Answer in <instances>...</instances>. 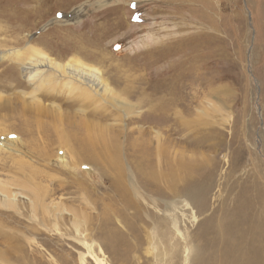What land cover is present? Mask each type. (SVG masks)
I'll use <instances>...</instances> for the list:
<instances>
[{
  "label": "rangeland",
  "instance_id": "374dc122",
  "mask_svg": "<svg viewBox=\"0 0 264 264\" xmlns=\"http://www.w3.org/2000/svg\"><path fill=\"white\" fill-rule=\"evenodd\" d=\"M76 43L85 49L72 52ZM43 55L60 71L79 58L106 82L107 90L91 89L95 115L83 103L76 110L59 103L65 121L93 118L112 128L100 141L115 153L107 175L94 166L92 176L83 166L63 170L55 160L74 141L28 133L32 100L20 96L50 84L39 75L30 84L21 63ZM39 63L36 73L59 75ZM71 84L75 92L84 86ZM58 125L67 132V122ZM6 129L13 133L4 137ZM0 135L20 137L13 151L0 150V191L10 193L8 200L0 194V229L15 238L12 256L27 264H215L222 256L235 264L227 238L245 245L256 224L264 226V0H0ZM168 159L173 172L165 170ZM154 171L156 190L148 180ZM165 171L175 181L169 194ZM115 177L143 206L148 225L149 243L134 234L132 251L109 229L123 226V217L107 226L100 214L118 205ZM34 187L62 191L44 210ZM76 207L83 214L68 210Z\"/></svg>",
  "mask_w": 264,
  "mask_h": 264
},
{
  "label": "bare ground",
  "instance_id": "6f19581e",
  "mask_svg": "<svg viewBox=\"0 0 264 264\" xmlns=\"http://www.w3.org/2000/svg\"><path fill=\"white\" fill-rule=\"evenodd\" d=\"M83 49L85 48L83 47L82 44L76 43L71 49V51L73 52L75 50H78V52H80V50L82 51ZM78 59L79 58H77L71 63H65L63 65L64 69L61 71H60V66L58 64L59 62H54L51 58L44 55L40 56L39 59L31 58L21 63L22 69L26 74L25 79L30 84H33L34 82L33 78L36 75L40 76L39 81H41L42 86L43 84H50V86H48L47 88L40 87L39 85H35L32 88L33 89L32 92H29L27 94L23 93L20 96V97H24L25 100H27L26 96H29V98L32 100L28 103L27 107L30 113L33 115L32 116L33 121L28 122L30 128H28L27 131L31 135L35 133H39V134L41 133L42 136L44 138L46 137L47 139H51L52 137L57 136L56 139L60 137V139L68 140V142H70L71 140L74 141V143H72V147H70L69 150H65L66 152H64L61 156H59L58 154L56 158L57 160H55V162H58L59 166L60 165L63 166L62 169L64 168L65 171L71 172L73 170H77L78 166L81 167L83 166L85 167V171L83 172L87 174L86 176H92L94 175L95 172L94 167H96L100 169L99 171L104 169V171H101L102 173L101 175H107L106 173L108 172V169H110L111 166H113L112 164H114L113 155H115V153L112 155L108 153L113 148V144L111 142L103 141L104 142L103 143L100 141L104 140L102 139L104 133L108 134V131H111L112 128L109 125H101L100 123L99 124L95 123V120L93 118L90 119L83 118L80 121H76V122L71 121L69 118H67V121H65L64 119L66 118L65 115L66 113L62 111V107L59 103V102L65 103L71 108H75L79 103H83L88 109L86 113L89 116L95 115L94 112L95 110H92V105L94 103V96L90 93L91 89L95 87L105 90L108 89V87L106 86V82L102 78L101 73L97 69L87 67ZM38 62H40L39 66H46L47 68H53L54 71H58L56 73H59V75L51 73L49 75L45 74L43 76L40 73H36L35 71L38 70L37 69ZM12 70H13L12 71L13 74L16 73L15 68H12ZM65 79L66 81H64ZM78 80L83 82L84 86L82 88H79L75 92L74 91L75 89L73 88V84L71 83H74ZM63 81L67 83L66 85L68 86L67 90L63 88L62 84H65L63 83ZM38 91L41 92L42 95L41 98L38 97L36 93ZM45 101L47 103H44ZM30 103H34V104L30 105ZM155 104L152 101L150 103L146 102V105L148 106V110L152 112H155L156 110L157 106L155 107ZM74 110H76V108ZM100 113L102 114V116L107 115L106 111H101ZM39 116H43L46 119L45 120L41 119V117ZM61 121L67 122L68 128L66 133H64V130H62L58 125L61 123ZM3 131L4 132H2L1 135H3L4 137L8 136L7 134L9 133H13L11 130H7V129ZM18 135L14 139L7 138L4 141L0 139V150L3 152L4 149L6 148L7 150L13 151L14 149L12 147L17 142H19L20 137L18 138ZM135 147L136 145H133V148ZM43 151L44 152L42 153V155L45 156V158L48 159V156L50 155L52 157L53 154L50 152V150L44 149ZM111 156H112V161L110 160ZM117 158L118 156H116V159ZM115 162L117 163V161ZM119 162L120 161H118V163ZM165 166H166L165 170L172 171V164H170L169 159L166 161ZM135 170L137 171L138 175L141 177L142 169L140 167V159H138V157L135 158ZM155 172L156 171L152 172V174L150 173L151 177L147 179L150 181L152 180V183H154L152 185V188L156 190V188L160 189V187H158L159 185L158 179L160 175L157 173L159 175L158 177L157 174H155ZM117 174H119V172ZM162 178H164L166 183H168L164 192L166 194H169V190L171 189L173 183L175 182L173 181L174 178L172 177V175H170V172H166V171L162 174ZM111 186H112V190L114 191L113 193L115 194L113 201H115L118 205H114L117 207L110 206V208L105 209L100 214L101 216L104 217L103 219L105 220L107 226L109 224H112V220H113L112 218H116L117 216L123 217V221H124L123 226L116 227V225L112 224L111 227H109L112 237L113 238L119 237L120 244L124 246L126 250H130V251L136 249V246L131 243L129 238L130 236H135L134 234L138 236L137 241L140 242L142 238H146L145 241L147 240V242L149 243L148 241L149 231L147 229L148 225L147 222H145L146 220L144 216L142 215L143 206L138 202V200L134 198V196L130 192V189L125 184H122L120 180H118L116 177L111 181ZM61 191L62 189H60V187H57L54 188L50 194L49 191L44 192L39 188L34 187L31 193L34 197L35 204L36 203L39 204V206H41L44 210H46V207H44L43 202H45V200L50 198L52 195L59 194ZM0 194L5 198H7V200L10 195V193L8 194V192H4V191H0ZM68 210L74 215L83 214V212L81 213V211L78 210L77 207L68 208ZM85 216H87V214H85ZM163 223L166 225V228H168L169 220H165V222ZM222 223H223L222 221H218L216 226L217 228L216 233L217 236L219 237L221 235V232L223 231ZM262 226L263 225L261 223L256 224V227H258V229H256L255 234H253L250 241L248 243H245V245L243 244L244 243L243 238L240 236L232 235L230 238H227L228 240L226 244L227 246L228 245L231 246L228 247V249H230V252L228 253L229 255L228 257H231L232 254L233 256L231 258H233L232 261L235 264H246L245 263L246 260L244 261V259L248 255H250L249 258L251 259V261L248 262L247 264H264V226L263 227ZM32 228L34 227H31V229ZM14 239L15 238L11 234L5 233L2 231V229H0V242L5 247V249H2L3 247L0 248V260H7L9 262L27 264L25 258L12 256L13 252L17 251V249L12 245ZM254 248L255 250H252ZM245 251L248 253H245ZM32 255L33 253L31 250L30 257H32ZM217 258L219 259L217 260L215 259V264L225 263L224 262L225 260H223L222 256H218ZM29 262H30L29 264H32L31 260H29Z\"/></svg>",
  "mask_w": 264,
  "mask_h": 264
},
{
  "label": "snow or ice",
  "instance_id": "6c2138e0",
  "mask_svg": "<svg viewBox=\"0 0 264 264\" xmlns=\"http://www.w3.org/2000/svg\"><path fill=\"white\" fill-rule=\"evenodd\" d=\"M133 7H135L136 5H135V3H133V5H132ZM133 19L134 20H138L139 19V17L138 16H133Z\"/></svg>",
  "mask_w": 264,
  "mask_h": 264
}]
</instances>
